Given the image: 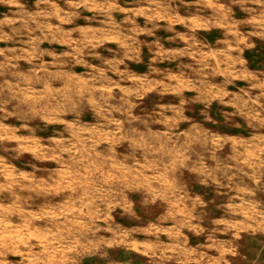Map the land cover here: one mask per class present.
Listing matches in <instances>:
<instances>
[{
	"label": "rangeland",
	"instance_id": "obj_1",
	"mask_svg": "<svg viewBox=\"0 0 264 264\" xmlns=\"http://www.w3.org/2000/svg\"><path fill=\"white\" fill-rule=\"evenodd\" d=\"M0 264H264V0H0Z\"/></svg>",
	"mask_w": 264,
	"mask_h": 264
}]
</instances>
